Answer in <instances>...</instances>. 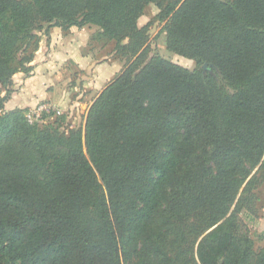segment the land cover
Segmentation results:
<instances>
[{
	"label": "trees",
	"instance_id": "obj_1",
	"mask_svg": "<svg viewBox=\"0 0 264 264\" xmlns=\"http://www.w3.org/2000/svg\"><path fill=\"white\" fill-rule=\"evenodd\" d=\"M153 4L194 70L150 56ZM88 26L126 62L85 125L0 114V264H264V0H0V110L36 32Z\"/></svg>",
	"mask_w": 264,
	"mask_h": 264
},
{
	"label": "crops",
	"instance_id": "obj_2",
	"mask_svg": "<svg viewBox=\"0 0 264 264\" xmlns=\"http://www.w3.org/2000/svg\"><path fill=\"white\" fill-rule=\"evenodd\" d=\"M149 22L143 16L138 25L143 28ZM96 30V27L88 26L67 34L62 28L53 27L48 35L37 33L40 45L30 64L33 69L28 74L19 72L13 77L12 95L0 114L28 110L50 102L66 113L68 129L83 127L95 99L124 69V63L118 57L109 61L105 58L97 60L95 55L102 47L96 46L92 40ZM73 69L88 80L84 85L85 90L79 89V86L74 88L78 92L76 98L64 87L68 73ZM0 92L5 96L6 90L1 86Z\"/></svg>",
	"mask_w": 264,
	"mask_h": 264
},
{
	"label": "rangeland",
	"instance_id": "obj_3",
	"mask_svg": "<svg viewBox=\"0 0 264 264\" xmlns=\"http://www.w3.org/2000/svg\"><path fill=\"white\" fill-rule=\"evenodd\" d=\"M159 14L158 8L153 4L149 6L145 12L144 19H148L152 21V25L147 31L148 35V52L150 56L159 55L162 58L173 62L185 69L194 70L196 68V63L188 58L176 55L171 53L167 50L166 45V35L163 32L162 28L164 24L160 23L159 21L155 20L156 16ZM45 29L49 27L48 24L43 25ZM50 29V28H49ZM42 32V31H41ZM40 33V31L36 32ZM35 33V34H36ZM38 35V34H37ZM96 46L101 49L98 50V54H96L97 60H102L105 58L106 61H109L113 58H120L123 63L126 62V59L122 58V54H116L115 50V43L102 41L96 42ZM90 46H93L91 44ZM32 48L28 51V55L31 53ZM107 57V58H106ZM203 69L210 73H215L214 69L211 66L204 65ZM76 71L75 69L69 71L67 79L65 81L64 87L69 89L71 92V96L76 98L78 96V92L74 90V88L79 86V89L85 90V84L87 83V79L82 78V74ZM216 74V73H215ZM80 75V76H79ZM90 78V77H89ZM81 79L79 82L78 80ZM79 84V85H78ZM72 90H74L72 92ZM62 115H66L63 111H61ZM56 118L51 121L54 123ZM257 196L259 197V201L257 203L256 212L257 215H253L248 213L247 211H243L241 214V227L242 230L248 233L254 241V249L256 254L261 252L264 249V181L260 185L259 189L257 190ZM258 258L255 257L251 264H256Z\"/></svg>",
	"mask_w": 264,
	"mask_h": 264
},
{
	"label": "built area",
	"instance_id": "obj_4",
	"mask_svg": "<svg viewBox=\"0 0 264 264\" xmlns=\"http://www.w3.org/2000/svg\"><path fill=\"white\" fill-rule=\"evenodd\" d=\"M59 115H62L61 110L50 102L41 103L26 111V117L30 123H46L48 118Z\"/></svg>",
	"mask_w": 264,
	"mask_h": 264
}]
</instances>
